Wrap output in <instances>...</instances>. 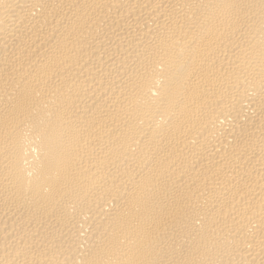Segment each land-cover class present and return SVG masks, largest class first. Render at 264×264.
<instances>
[{
  "label": "bare ground",
  "instance_id": "1",
  "mask_svg": "<svg viewBox=\"0 0 264 264\" xmlns=\"http://www.w3.org/2000/svg\"><path fill=\"white\" fill-rule=\"evenodd\" d=\"M0 264H264V0H0Z\"/></svg>",
  "mask_w": 264,
  "mask_h": 264
}]
</instances>
